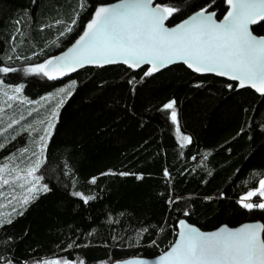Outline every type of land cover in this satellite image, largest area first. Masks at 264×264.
Masks as SVG:
<instances>
[{
  "label": "trees",
  "instance_id": "1",
  "mask_svg": "<svg viewBox=\"0 0 264 264\" xmlns=\"http://www.w3.org/2000/svg\"><path fill=\"white\" fill-rule=\"evenodd\" d=\"M113 1L0 0V67L16 69L0 79L22 82L32 100L74 83L36 173L50 191L15 212L0 199V216L12 219L0 226V264L153 257L173 243L181 219L205 230L253 220L264 225V209L237 203L264 177V95L183 65L149 76L148 66L85 67L63 82L24 71L67 47L94 8ZM154 1L181 9L168 25L208 4L217 19L227 10L225 0ZM251 28L264 36V22ZM171 100L180 133L191 137L183 148L163 109ZM14 143L0 147V164L22 146ZM74 192L95 199L85 204Z\"/></svg>",
  "mask_w": 264,
  "mask_h": 264
},
{
  "label": "snow or ice",
  "instance_id": "2",
  "mask_svg": "<svg viewBox=\"0 0 264 264\" xmlns=\"http://www.w3.org/2000/svg\"><path fill=\"white\" fill-rule=\"evenodd\" d=\"M225 2L228 11L219 22L215 18L216 13L209 11L213 5L208 4L173 27H167L166 21L181 11L178 6L155 3L154 0H119L115 4L99 5L83 34L67 52L25 68L24 71L57 79L87 64L103 66L119 62L133 69L149 64L151 67L145 72V76H149L170 64L182 62L195 72L228 77L238 81L239 88L251 87L264 95V37L253 35L250 27L264 22V0ZM71 30V27L67 29L69 32ZM14 71V68L0 67V73ZM14 91L20 93L21 88L17 87ZM71 95L72 92L68 91L51 115L38 122L44 125V134L39 139V152L32 154L35 163L29 161L25 168H9L7 164L0 166V184H10V180L5 178L7 174L24 190L25 194L17 200L22 207L26 208L40 193L50 191L46 185H40V177L36 173L44 163L40 156L46 149L47 139L52 136L59 108ZM175 105L176 101L171 100L163 105V109L170 110V119L176 125L177 139L183 148L191 143V137L180 133ZM15 123L17 121L13 120L9 127ZM109 174L115 173H102ZM164 175L168 177L167 170ZM96 179L93 177L90 183L94 184ZM73 195L85 204L95 199L94 196H84L80 192H74ZM254 197H260L261 202L251 203ZM12 199L17 198L13 196ZM237 203L247 210L264 209V179L259 181V187L249 190ZM19 214L23 215V212ZM5 223L11 224L12 219L0 216V226ZM179 223L178 238L157 260L149 262L133 259L123 264H264V225L260 223H246L235 229L222 226L212 232H202L184 220ZM152 243L155 245L156 242ZM43 264L70 262L51 260ZM79 264L84 262L80 261Z\"/></svg>",
  "mask_w": 264,
  "mask_h": 264
},
{
  "label": "rangeland",
  "instance_id": "3",
  "mask_svg": "<svg viewBox=\"0 0 264 264\" xmlns=\"http://www.w3.org/2000/svg\"><path fill=\"white\" fill-rule=\"evenodd\" d=\"M73 86L74 83L72 79L66 80L48 95L32 100L26 98L23 94L22 82L9 85L0 79V136L6 139L3 145L13 144V142H15L14 144L22 145L17 148L18 150L16 149L17 151H13L7 159H4L0 166L7 164L9 168H25L28 166L29 161H32L33 164L35 163V158L32 154L39 152V139L40 136L44 134V125L38 122L46 120L48 115H51L60 100L66 96L68 91L72 90ZM17 87L21 88L20 93L14 91ZM61 89L64 91L62 92ZM9 97H15V99H9ZM13 120H16L17 123L9 127V124H11ZM29 126H31V128ZM23 130L26 132V135L22 134ZM27 140L28 144H26ZM24 149L28 151L24 152ZM40 159L43 160V155L40 156ZM5 178L10 180V184H0V199L1 202L7 201V205L12 204V206L9 207L13 209L18 205L17 200L19 197L25 193L24 190L19 187V184L12 180V176L6 174ZM262 179H264V177ZM256 187H259V183ZM252 189L253 188L250 190ZM13 196L17 199L13 200ZM10 200L11 203H9ZM253 201H257L258 204L261 202V198L254 197L250 202L254 203Z\"/></svg>",
  "mask_w": 264,
  "mask_h": 264
},
{
  "label": "water",
  "instance_id": "4",
  "mask_svg": "<svg viewBox=\"0 0 264 264\" xmlns=\"http://www.w3.org/2000/svg\"><path fill=\"white\" fill-rule=\"evenodd\" d=\"M118 2H119V0H115V1H113V2L102 3V4H103V5H111V4H115V3H118ZM154 2H155V1H154ZM102 4H99V5H102ZM99 5H97V6H99ZM97 6H96V7H97ZM96 7L94 8V10H93V12H92V14H91L90 19L86 22V24L84 25V27H83L82 31L80 32V34H79V35H78V36H77V37H76V38H75V39H74V40H73V41H72L67 47H65L63 50H61L60 52H58L57 54H55V55L52 56L51 58L56 57V56H61V55H63V53L67 52L68 49L71 48V47L75 44V42H76V41L79 39V37L83 34V32H84V30H85V27H86L87 23L92 19L93 15H94V13H95V9H96ZM196 11H199V10H196ZM196 11L190 13L188 16H186L185 18H183L182 20L176 22V23L173 24V25H168V21H166V26H167V27H173V26H175V25L181 23L184 19H186V18L190 17L191 15H193ZM209 11H210V10H209ZM227 11H228V5H227V10H226V12L224 13V15L227 14ZM211 12H212V11H211ZM224 15H223L220 19H217V18L215 17L216 20H217V22H219L220 20H222L223 17H224ZM257 24H259V23H257ZM250 27H252V26H250ZM251 31H252V28H251ZM252 32H253V31H252ZM253 35H256V34L253 33ZM256 36H257V37H264V36H259V35H256ZM51 58H50V59H51ZM118 64H121V65H124V66L130 68L128 65L123 64V63H119V62H118V63H113V64H105V65H103V66H97V65H94V64H87V65H84L83 67L77 68L75 71L68 72L66 75H64V76H62V77H59V78H57V79H50V80H53V81H55V82H63V81H65L66 79L72 77L77 71H79V70H81V69H83V68H85V67H105V66H109V65H118ZM174 65H183V66H184L186 69H188L190 72H192V73H194V74H196V75H199V76L212 75V76H215V77H218V78H221V79H225V80L230 81V82H235V83L238 84V81L230 80L228 77H222V76L216 75L215 73H198V72H195L193 69L188 68V66H187L186 64L182 63V62H176V63L170 64V65H168L167 67L160 69L159 71H162V70H164V69H166V68H169V67H171V66H174ZM145 66L151 67V65H149V64H144V65H141V66L138 67V68H142V67H145ZM138 68H135V69H138ZM130 69H133V68H130ZM159 71H157V72H159ZM47 78H48V77H47ZM48 79H49V78H48ZM244 88H248V89H250V90L256 92L255 89H253V88H251V87H244ZM181 220H184L186 224H188V225H190V226H193V227H196V228H198V229H199L200 231H202V232H212V231H216V230H218V229H219L220 227H222V226H227V227H229V228H231V229H235V228L241 227L242 225H244V224H246V223H260V224H262L260 221L253 220V221H245V222H242V223H240V224H238V225H235V226H230V225H227V224H221V225H219V226H217V227H215V228H213V229L205 230V229H202V228H200L199 226H197V225H195V224H193V223L188 222L186 219H181ZM181 220H179L178 223H177V231H176V236H175L174 241L178 238V235H177V234H178V232L180 231V223H179V222H180ZM262 225H263V224H262ZM174 241H173V242H174ZM171 245H172V244H171ZM171 245H170V246H171ZM170 246H169L166 250H164L162 253H160V254H158V255H156V256H153V257H147V256H133V257H129V258H126V259H123V260L116 261L114 264H123L124 261L133 260V259H142V260H146V261H149V262H153V261L157 260V259L159 258V256L162 255L165 251H167V250L170 248Z\"/></svg>",
  "mask_w": 264,
  "mask_h": 264
}]
</instances>
